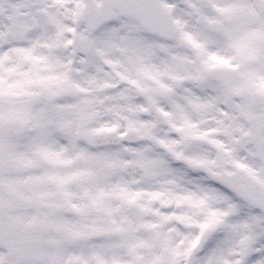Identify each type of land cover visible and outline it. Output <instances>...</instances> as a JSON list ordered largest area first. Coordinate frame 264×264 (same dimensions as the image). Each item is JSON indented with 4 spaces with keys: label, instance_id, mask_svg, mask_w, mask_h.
<instances>
[{
    "label": "snow or ice",
    "instance_id": "6c2138e0",
    "mask_svg": "<svg viewBox=\"0 0 264 264\" xmlns=\"http://www.w3.org/2000/svg\"><path fill=\"white\" fill-rule=\"evenodd\" d=\"M0 264H264V0H0Z\"/></svg>",
    "mask_w": 264,
    "mask_h": 264
}]
</instances>
